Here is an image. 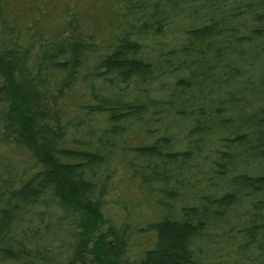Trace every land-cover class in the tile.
<instances>
[{"label": "trees", "instance_id": "1", "mask_svg": "<svg viewBox=\"0 0 264 264\" xmlns=\"http://www.w3.org/2000/svg\"><path fill=\"white\" fill-rule=\"evenodd\" d=\"M76 1L0 0V264H264V0Z\"/></svg>", "mask_w": 264, "mask_h": 264}, {"label": "rangeland", "instance_id": "2", "mask_svg": "<svg viewBox=\"0 0 264 264\" xmlns=\"http://www.w3.org/2000/svg\"><path fill=\"white\" fill-rule=\"evenodd\" d=\"M72 2L76 1V0H70ZM79 1L80 4H84L85 5H90L92 2L91 0H77ZM76 1V2H77ZM116 1V0H115ZM109 5L110 7H114V6H117L114 7V9H116L117 11H119L120 13L122 11H124L125 9L121 8L119 3L116 1V2H109ZM95 10H91V12H94ZM31 107H33V109H35L37 106H38V102H33L30 104ZM56 105H54V103L52 102L51 99H48V100H44V102L42 101L40 103V105L38 106L37 110H36V118L37 122H34L31 124V127H32V130H33V133H32V136L31 138H34L35 140H38V143L41 144L42 140L44 139V135L47 131V128L48 127H51L53 125V121L50 119H47V122L45 121H41V120H44V118H42L43 115H46L47 117H52L54 115V111H56ZM47 123V124H46ZM120 178H122L123 180L120 182L121 184V188L117 190V192H119V196H121L125 191L127 192L128 190L127 189H130L131 193L130 195H132L130 198L131 199H140L142 197V193L140 192L141 189L137 186L136 183H131L128 181V179L124 176V175H121ZM123 192V193H121ZM127 197V195L123 196V198L121 199H125ZM108 198V197H107ZM116 196H113L112 198H108L111 202V206L113 208V211H111L110 213L112 212H116L117 209L114 208V205H115V202L117 199H115ZM120 199V198H118ZM120 199V201H121ZM146 207H149V205H147L145 203V206H142L141 207V210L142 211H146ZM112 215V214H111ZM83 231L86 232V234L88 235V237L94 242L98 241V240H103L105 242H109V240H112V237L109 235V231H108V227L107 225H100V224H93V221L91 220H87V222H85V225H84V229L82 228ZM136 243H137V247L139 248H142V247H149L153 244L154 242V234L151 232H148L147 234L145 233H142L141 235H139L137 238H136Z\"/></svg>", "mask_w": 264, "mask_h": 264}]
</instances>
